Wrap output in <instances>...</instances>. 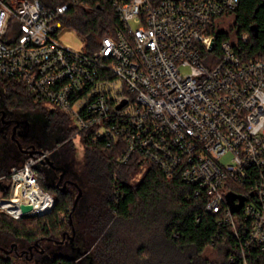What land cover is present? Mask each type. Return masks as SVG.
<instances>
[{"label":"built area","instance_id":"obj_1","mask_svg":"<svg viewBox=\"0 0 264 264\" xmlns=\"http://www.w3.org/2000/svg\"><path fill=\"white\" fill-rule=\"evenodd\" d=\"M241 2L0 0V74L23 80L36 101L53 102L69 115L71 137L86 133L93 142L121 143V163L141 155L190 185L187 197L202 198L204 210L231 230L226 264H264L258 255L264 251V54L241 52L252 31L235 23L233 30L220 29L236 20ZM74 7L114 13L113 27L93 50L59 38ZM223 32L229 36L218 38ZM50 151L12 167L0 211L21 218L52 210L55 197L35 168ZM33 187L49 194L51 207L15 213L8 201ZM229 193L242 202L238 211ZM224 236L216 233L212 245Z\"/></svg>","mask_w":264,"mask_h":264},{"label":"trees","instance_id":"obj_2","mask_svg":"<svg viewBox=\"0 0 264 264\" xmlns=\"http://www.w3.org/2000/svg\"><path fill=\"white\" fill-rule=\"evenodd\" d=\"M236 13L235 24L240 31H252L253 25L258 28L241 52L263 55L264 0H242ZM113 18L108 7H74L63 22L82 35L85 48L93 50L113 27ZM228 36L223 32L218 38ZM42 104L23 80L0 74V107L6 111V118L18 117L21 121L16 133L20 147L13 138V126L4 124L0 117V175H6L0 182V196L10 195L12 167L31 156L25 148L51 150L48 157L53 164L42 162L46 175L57 180L52 170L62 167L65 177L77 185L48 186L41 173V186L56 200L51 211L21 218L0 211V264L227 263L234 246L231 230L218 224L217 214L204 210L202 198L187 197L192 193L190 185L178 176L169 178L141 155L121 163L123 144L93 142L86 133L82 136L83 157L77 159L71 137L75 129L72 118L60 109L44 110ZM30 113L32 121L27 118ZM35 118H40L38 124ZM79 189L82 194L74 208ZM72 226L76 230L73 240L59 242ZM221 231L225 238L212 245L213 236ZM47 236L53 241L45 246V255L36 260L4 250L15 241L19 248H28L36 240L43 244ZM208 248L215 251L213 259L206 253ZM89 250V261L84 262L80 257ZM258 255L264 259V251Z\"/></svg>","mask_w":264,"mask_h":264},{"label":"rangeland","instance_id":"obj_3","mask_svg":"<svg viewBox=\"0 0 264 264\" xmlns=\"http://www.w3.org/2000/svg\"><path fill=\"white\" fill-rule=\"evenodd\" d=\"M234 23H235L234 19L233 20H229L227 22H221L220 29L227 30V31H230L231 29L233 30L234 29ZM58 34H59V38L66 45H69V46H71V47H73L75 49L82 48L85 45V40L83 39L82 35L75 28H73L71 26L65 25L59 31ZM181 69H182V72H184V73H187V72L190 71V68L186 67V66L182 67ZM42 107H43L44 110H55V109H58L57 105L54 104L53 102H50V101L43 102ZM27 118L32 121L33 120L32 113L28 114ZM35 119L36 120L34 121V123L38 124L40 118H35ZM71 123H73V120H71ZM72 138H73L74 146L76 148L75 157H77V159H81L83 157V152H84V147H83V144H82V138H81L80 135H74ZM36 166H38L42 170L41 173H43V183H45L48 186H52L53 185V180L46 175L47 169L45 168L44 164L42 162H38L36 164ZM52 173L58 174V171L57 170H55V171L52 170ZM32 215H35V214H32ZM65 232H68L69 236L66 237V235H65V237L63 236V238L59 239V240H62L61 242H64L66 240V238L68 240H73V238L75 237V234H76V230H75L74 226L70 227L69 230H65ZM51 241H53V240L44 241L43 242L44 247L45 246H47V247L50 246ZM40 243L41 242L39 240H36L34 243L30 244V245H32L31 248H33L34 246H37ZM44 247H40V248H42V250H43ZM22 249H24V250H22ZM4 250L7 251V252L15 253V254L20 255V256L24 255L25 257L30 258V259H34V260L39 258V257L36 258L37 257V253L36 252H35L34 255H31L32 249H30L29 247L28 248H21V247L19 248V243L17 241L13 242L9 248H5ZM206 253L211 259L214 258V255H215L214 249H209L208 248ZM90 255H91L90 250L86 251L84 254L81 255L80 259H82L84 262H88Z\"/></svg>","mask_w":264,"mask_h":264},{"label":"bare ground","instance_id":"obj_4","mask_svg":"<svg viewBox=\"0 0 264 264\" xmlns=\"http://www.w3.org/2000/svg\"><path fill=\"white\" fill-rule=\"evenodd\" d=\"M16 200H18L22 204H27L29 208L27 210H23L20 206L15 205ZM9 204H12V210L19 214L22 212H44L51 207L52 199L48 193L42 192L38 190L36 187L27 190L26 192H19L14 196L13 200L8 201Z\"/></svg>","mask_w":264,"mask_h":264},{"label":"flooded vegetation","instance_id":"obj_5","mask_svg":"<svg viewBox=\"0 0 264 264\" xmlns=\"http://www.w3.org/2000/svg\"><path fill=\"white\" fill-rule=\"evenodd\" d=\"M0 110H4V109L2 107H0ZM1 116H2V113L0 112V117ZM5 119L8 120V121H5L4 124L12 125L13 126V131H14L15 125L17 124V120H20L18 117L6 118V115H5ZM19 126H17L16 133L18 131ZM16 133H15V137H13V138L17 140L18 137H17ZM17 141H19V140H17ZM25 149H29V148H25ZM32 149L35 150V148H33V147H32ZM25 152H27V151H25ZM62 169H63L62 167H60V169L58 168V174H54L55 176L53 175L54 177H56V175H58V179L57 180L52 178L53 185H56L57 187L65 188V187H67L68 183L72 182V183L76 184V182L73 179L65 177V174H64L63 178L60 180V175L62 173ZM55 170H57V169H55ZM65 181H67L66 186H64ZM65 235H66V237H68L69 236L68 232H64L63 236L65 237ZM47 240H51V237L47 236ZM59 241L61 242L62 240H59ZM31 246L32 245L29 246V248L32 249L31 255H34L35 252L37 253V257L36 258L41 257V256L43 257L45 255V247H44V245L42 243L38 244L37 246H34L33 248H31ZM40 247H44L43 250ZM22 250H24V249H22Z\"/></svg>","mask_w":264,"mask_h":264},{"label":"water","instance_id":"obj_6","mask_svg":"<svg viewBox=\"0 0 264 264\" xmlns=\"http://www.w3.org/2000/svg\"><path fill=\"white\" fill-rule=\"evenodd\" d=\"M251 30H252V32H253L254 35H257V33H258V28H257V26L253 25V26L251 27ZM214 44H215V41H213L211 48L214 46ZM0 112L2 113L1 118L3 119V121H4V122H5V121H8V120L5 119L6 111H5V110H0ZM20 124H21V121H20V120H17V124L15 125L14 131H13V137H15V133H16V130H17V126H19ZM17 140H18V139H17ZM18 144H19V146L21 147V145H20V141H18ZM24 151H27V152L30 153V154H33V153L36 152V150H34V149H24ZM41 151H42V150H41ZM46 161L49 162L51 165L53 164V163L51 162V160L49 159V157L47 158ZM65 172H66L65 168H63V169H62V173H61V175H60V180L63 178ZM66 184H67V181H65L64 186H66ZM81 194H82V190L79 189V192H78V194H77V196H76V198H75V202H74V206H73L74 208L76 207V204H77L78 199H79V197L81 196ZM236 196H237V195L234 194V193H229V194H228V201H229V203H230V205H231V207H232V211H234V212H235V211H238V210L241 208V206H242V202L239 203V204H237V203L234 202V199L236 198ZM241 199L243 200V198H241ZM22 208H23V210H27V209L29 208V206H28V205H22Z\"/></svg>","mask_w":264,"mask_h":264}]
</instances>
